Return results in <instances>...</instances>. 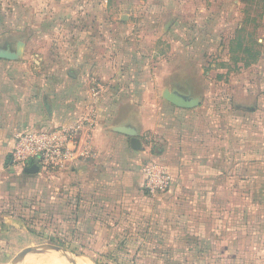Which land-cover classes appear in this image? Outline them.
Segmentation results:
<instances>
[{
  "label": "crops",
  "instance_id": "1",
  "mask_svg": "<svg viewBox=\"0 0 264 264\" xmlns=\"http://www.w3.org/2000/svg\"><path fill=\"white\" fill-rule=\"evenodd\" d=\"M24 46L22 42L20 60H0V246L4 251L16 227L29 230L18 219L22 209L32 219H37L38 210V218L56 216L57 231L84 223L92 225V232L96 223L112 225L101 254L115 256L121 264H139L122 258H133L141 247L146 253L157 252L155 263L264 264V121L254 106L246 108L243 124L236 121L242 116L235 115L227 127L211 130L194 122L195 109H179L162 99V105L151 110L139 103L135 112L155 113L152 128L157 147L151 156L143 141L141 150H132L130 138L112 130L135 123V118L126 114L134 111L114 105L116 95L110 88L74 87L62 83L57 74L48 78L46 88L35 89L28 85V63L26 85L19 88L15 63L22 60ZM67 78L73 80L74 74L68 72ZM137 128L141 139L143 132ZM62 129L75 132L72 155L62 164L14 162L20 135ZM153 163L172 176L163 197L143 190L145 167ZM32 165L38 166L37 172L26 173L24 169ZM67 211L76 214L73 220L66 218ZM118 226L133 228L135 238L119 245L125 238L115 230Z\"/></svg>",
  "mask_w": 264,
  "mask_h": 264
},
{
  "label": "rangeland",
  "instance_id": "2",
  "mask_svg": "<svg viewBox=\"0 0 264 264\" xmlns=\"http://www.w3.org/2000/svg\"><path fill=\"white\" fill-rule=\"evenodd\" d=\"M17 41L25 44L15 63L19 88L27 71L35 89L57 74L74 87L110 88L115 106L134 111L126 114L151 156L155 113L135 111L139 103L161 106L163 88H192L201 97L194 122L211 130L227 127L235 115L243 124L250 106L264 121V0H0V44ZM91 226L62 230L70 242L57 226L16 227L0 264H94L110 227L96 223L92 232ZM52 240H63V247Z\"/></svg>",
  "mask_w": 264,
  "mask_h": 264
},
{
  "label": "built area",
  "instance_id": "3",
  "mask_svg": "<svg viewBox=\"0 0 264 264\" xmlns=\"http://www.w3.org/2000/svg\"><path fill=\"white\" fill-rule=\"evenodd\" d=\"M74 133L73 130L62 129L22 134L16 140L13 160L20 166H25L28 161L59 166L72 155L70 145L75 144ZM144 174V191L156 195L169 190L172 176L164 166L150 164L145 167Z\"/></svg>",
  "mask_w": 264,
  "mask_h": 264
},
{
  "label": "water",
  "instance_id": "4",
  "mask_svg": "<svg viewBox=\"0 0 264 264\" xmlns=\"http://www.w3.org/2000/svg\"><path fill=\"white\" fill-rule=\"evenodd\" d=\"M21 46V41H18L14 48L10 46H0V60H20L22 57L20 53ZM160 98L172 106L183 110L195 109L201 104V97L195 95L192 88L189 86L183 88L179 85H174L171 88H163V90L160 92ZM112 130L116 133L129 137L130 148L132 150H141L143 148L142 141L139 138V130L131 122L115 126L112 128ZM37 170V165H32L29 168L24 169L26 173L30 174L36 173ZM57 248H59V246H57Z\"/></svg>",
  "mask_w": 264,
  "mask_h": 264
},
{
  "label": "trees",
  "instance_id": "5",
  "mask_svg": "<svg viewBox=\"0 0 264 264\" xmlns=\"http://www.w3.org/2000/svg\"><path fill=\"white\" fill-rule=\"evenodd\" d=\"M66 215V218H70V221L73 220L74 216L76 215L74 212H71L69 211L68 213L66 212L65 213ZM56 216H52L51 218H37V219H29V216H25L24 214V210L20 209L18 211V219L21 221V222H24L26 227L28 229L30 228H33L35 229L38 225H40L41 228H47V227H52V226H56L55 225V222H53L54 219ZM102 224V223H101ZM104 230H107L108 227L111 228L112 225L110 224H104ZM33 226V227H32ZM61 230V231H60ZM63 229L60 228L58 231H60V237L63 238L65 241L67 242H70L71 240H67L68 236L65 234V232L63 233L62 231ZM115 230L119 233L122 234V236L125 238L124 241H119V245H125L126 241L130 240V239H134L135 236H133L131 233L133 231V228H128V227H116ZM52 242H54L57 246L59 247H63L64 243H63V240H55ZM168 245H163V249L164 248H167ZM68 249L70 248L67 247ZM1 246H0V251H1ZM72 252V251H71ZM98 258V259H97ZM97 258H95L93 260V262L95 264H101L100 262H98V260H102L104 261L103 264H121L118 260L117 257L115 256H112V255H97ZM122 259H125L126 261H133V262H136V263H139V264H170L169 262H164V263H160V261H156V263L154 262L155 259H158V254L157 252H155L154 250H150L148 253H146V250L145 248H139L137 249L136 253H135V256L133 258H129V257H126L124 256Z\"/></svg>",
  "mask_w": 264,
  "mask_h": 264
}]
</instances>
